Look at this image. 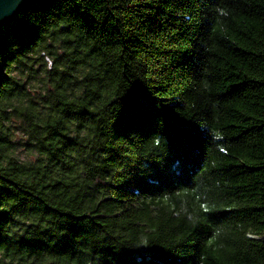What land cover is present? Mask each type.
<instances>
[{"label": "trees", "instance_id": "trees-1", "mask_svg": "<svg viewBox=\"0 0 264 264\" xmlns=\"http://www.w3.org/2000/svg\"><path fill=\"white\" fill-rule=\"evenodd\" d=\"M0 264H264V0L2 28Z\"/></svg>", "mask_w": 264, "mask_h": 264}, {"label": "water", "instance_id": "water-1", "mask_svg": "<svg viewBox=\"0 0 264 264\" xmlns=\"http://www.w3.org/2000/svg\"><path fill=\"white\" fill-rule=\"evenodd\" d=\"M33 0H0V30L12 23Z\"/></svg>", "mask_w": 264, "mask_h": 264}, {"label": "rangeland", "instance_id": "rangeland-1", "mask_svg": "<svg viewBox=\"0 0 264 264\" xmlns=\"http://www.w3.org/2000/svg\"><path fill=\"white\" fill-rule=\"evenodd\" d=\"M48 61H49V60H48ZM21 153H22V152H21ZM21 157H22V158H25V155H24V154H22V155H21Z\"/></svg>", "mask_w": 264, "mask_h": 264}]
</instances>
